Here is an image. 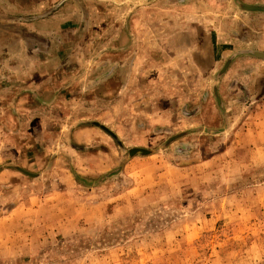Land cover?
<instances>
[{"label": "rangeland", "instance_id": "obj_1", "mask_svg": "<svg viewBox=\"0 0 264 264\" xmlns=\"http://www.w3.org/2000/svg\"><path fill=\"white\" fill-rule=\"evenodd\" d=\"M46 1L0 0L30 19L68 3L82 31L67 27L76 74L51 120L26 82L41 74L0 71V264H264V0ZM113 23L143 34L144 63L163 64L140 104L105 87L108 52L121 68L128 47L120 30L108 49ZM184 23L211 60L201 77L171 73L170 44L157 45ZM176 91L190 103L160 115V94ZM90 124L100 134L78 140Z\"/></svg>", "mask_w": 264, "mask_h": 264}, {"label": "crops", "instance_id": "obj_2", "mask_svg": "<svg viewBox=\"0 0 264 264\" xmlns=\"http://www.w3.org/2000/svg\"><path fill=\"white\" fill-rule=\"evenodd\" d=\"M44 3L45 1L38 2L37 5H44ZM34 7L35 5H32L30 9H24L23 13H31L30 11L34 10ZM10 9L11 8L6 6L2 7L0 4V71L10 73V75L13 76L24 73H31L32 76L35 73L41 74V78H39L38 82L34 80V77H32L33 80L28 79L26 82L32 81V87H36L39 91L38 95L41 99V107L46 111L43 112L42 117L39 115L40 118H48L51 120L52 117L44 116L45 113H47V111H52V109L59 110L65 108L67 103L66 82L72 80V77L76 74V68L70 67V62L67 61V57L71 56V54H68L69 48L67 42L70 38H68L69 30H67V27L70 25L75 26L74 38L77 40V36L82 33L81 29L80 32H77L80 23L77 22L78 18L76 16L71 17L68 13V10L70 9V4L68 3L64 4L62 8L63 12L60 17H55V15H45L30 19L27 14L24 15V17H19L18 14L16 15V13ZM14 9V11H18L17 8ZM158 24V21H156L155 25L157 26ZM117 25L118 26L113 23L111 27L110 25L104 27L107 32V47L109 49V46L112 45L113 47V45L116 44L114 34H116L115 31L119 32L120 30H124V32L122 31L123 41H127L128 47L125 42L123 52H119V56L121 55L123 57L121 68L120 65L118 66L115 64L116 59L114 58V53L111 51L108 52L110 60L106 62L107 82L105 87L109 94L112 93V97L114 98L116 97L115 95L117 94L118 89H121L123 95L122 103L126 106L127 104L130 105L132 103L140 104L141 102L138 101L140 100V97L144 95L142 92L144 91L143 89H149L152 86V83L155 86L161 85L164 78H166L163 73V64L150 65L144 63L143 57L147 55V51L144 48V44L141 42L144 41L141 39L143 34H132L129 32L130 29L128 30V28L125 27V23H118ZM180 26L182 29L181 31H178L179 33L177 34L172 32L166 34V37L164 38H162V33L158 32V35H156V37H158L156 38V41L159 47L162 48L164 44H170V49H167L168 51L165 52V54L168 55L171 64L174 67L170 70L171 73L179 74L180 71L190 70L195 75L197 74L198 77H201L200 73L206 71L209 73L211 71V60L208 58L206 60L204 59L205 46L203 44H195L198 39L195 37L193 31L194 27L190 28L188 23L180 24ZM185 27L186 30H184ZM132 41H134L133 44H131ZM135 42H138V45L130 49ZM200 47H202V52H199ZM158 51L163 53L162 49H158L157 52ZM98 54L97 51V55ZM200 54L202 56H200ZM148 59H150V57H148ZM216 62L217 60H215L214 67L217 66ZM223 70L224 68H222L220 72ZM55 74L58 75L55 76ZM99 74L100 72L98 71L96 75ZM48 75L49 83H44ZM152 77H155L156 79L154 80ZM10 80H12V78H10ZM40 80H42V83L39 82ZM177 83L178 81L170 83V88L173 90L179 88ZM99 87L104 88V84ZM57 89L59 90L58 93H56ZM159 89L162 90L163 88L158 86L157 93H162V91L159 92ZM160 96L161 100L159 104L161 106L170 105V108L164 110L160 115L172 114L181 104L190 103L183 100L184 98H182V96H184V94H180L178 91L169 94V96H162V94H160ZM155 99L158 98L155 96ZM18 102L19 101L16 98H12V101L10 100V105L12 107L18 106ZM2 103L3 101L0 96V107L5 105ZM154 105L156 104L151 103V106ZM150 111L154 112L152 110ZM144 112H146L145 109H141L137 115L141 116L145 114ZM18 113V108H15V110L11 109L10 111V114L15 119L22 117ZM27 115L29 120H33L36 117L35 112H31ZM0 122H2L1 115ZM92 124L85 125L83 128L76 130L74 134L75 137L80 141L87 142L88 139L89 142H92L94 136L100 134L98 127L96 125L95 127ZM32 133L35 134L34 129L32 130Z\"/></svg>", "mask_w": 264, "mask_h": 264}]
</instances>
